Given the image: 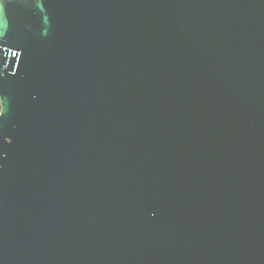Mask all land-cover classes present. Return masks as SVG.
Listing matches in <instances>:
<instances>
[{
    "label": "water",
    "instance_id": "water-1",
    "mask_svg": "<svg viewBox=\"0 0 264 264\" xmlns=\"http://www.w3.org/2000/svg\"><path fill=\"white\" fill-rule=\"evenodd\" d=\"M0 264H264V0H0Z\"/></svg>",
    "mask_w": 264,
    "mask_h": 264
}]
</instances>
